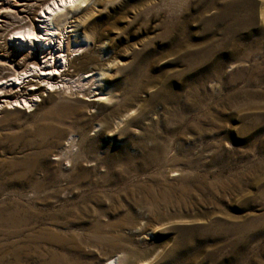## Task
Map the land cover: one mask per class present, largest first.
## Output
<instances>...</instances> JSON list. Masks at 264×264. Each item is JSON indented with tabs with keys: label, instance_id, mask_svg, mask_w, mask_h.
Listing matches in <instances>:
<instances>
[{
	"label": "rangeland",
	"instance_id": "1",
	"mask_svg": "<svg viewBox=\"0 0 264 264\" xmlns=\"http://www.w3.org/2000/svg\"><path fill=\"white\" fill-rule=\"evenodd\" d=\"M32 1L0 0V24ZM68 17L55 87L0 99V264H264V0Z\"/></svg>",
	"mask_w": 264,
	"mask_h": 264
},
{
	"label": "bare ground",
	"instance_id": "2",
	"mask_svg": "<svg viewBox=\"0 0 264 264\" xmlns=\"http://www.w3.org/2000/svg\"><path fill=\"white\" fill-rule=\"evenodd\" d=\"M39 1L40 2L36 4H34L33 1L31 4H23L22 8L29 12L26 17L18 15L16 11H4V15L10 17L12 21L5 22L3 26L0 24L2 27H0V99H4V105L6 104L18 109L25 108V105H27L26 99H22L25 93H18L21 91L22 86L30 87L29 92L33 94L32 96H36L34 95L36 91L41 90L38 84H34L26 79L29 74L33 73L31 76L32 78L41 77V82L44 80L45 85H48V88H44L45 91L51 90L53 86L55 87L56 84L50 81L53 80L54 76L59 72L62 64H68L69 54L64 55L65 51L61 49L54 50L55 52H53L51 46V43L53 44V38L59 39V37H55V35L59 36V34L62 35L63 38L62 31H65L64 33L67 34L66 37L74 36L77 38L79 34L76 32L79 25L69 24V26H66L68 23H73L68 16L72 9L83 7L90 2V0ZM43 4H45L44 7ZM35 16L40 19H32V17ZM59 44H62L60 46L64 48L63 40H60L58 45ZM76 44L75 42H73V44H69L68 42L66 48L68 50L72 48L76 51L81 49ZM52 52L57 56H53V64L49 67L48 63L51 62V59L48 57ZM38 54L41 55L40 58L42 62L35 61L36 58L34 56ZM41 63L43 64L42 67L39 65ZM18 68H20L19 71ZM64 75L66 76L67 74ZM103 75L104 73L101 72L93 76L84 75L82 78L85 80L87 79L89 82L94 81L95 84L99 82L97 77H102ZM32 86L35 87L32 88ZM98 95L97 98L99 100L104 98L100 93ZM11 96L13 98L12 100L7 99ZM121 260L122 259L113 258L112 263L121 264Z\"/></svg>",
	"mask_w": 264,
	"mask_h": 264
}]
</instances>
